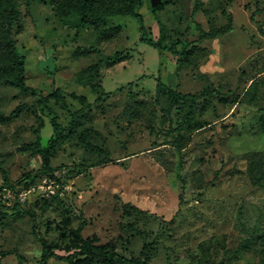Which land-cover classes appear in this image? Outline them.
<instances>
[{"label":"rangeland","instance_id":"1","mask_svg":"<svg viewBox=\"0 0 264 264\" xmlns=\"http://www.w3.org/2000/svg\"><path fill=\"white\" fill-rule=\"evenodd\" d=\"M109 1L94 5L100 11ZM151 1L135 7L148 37L195 52L196 0H162V10ZM202 1L196 21L206 32L230 17L233 31L199 42L206 56L192 54L177 72L179 56L140 43L134 18L86 16L76 9L79 0H14L26 85L38 96L1 73V264H19L14 253L37 264L38 238L67 255L78 247L72 231L83 221L84 239L112 243L127 259L264 264V184L252 181L264 175V0ZM7 11L0 0V70ZM158 80L184 94L213 93L185 111L174 133L180 150L169 133L175 112L156 102ZM102 90L114 94L101 98ZM67 109L79 111L76 129L57 140L46 169L29 145L42 123L41 146L54 137L50 112L69 127ZM54 180L55 197L47 192Z\"/></svg>","mask_w":264,"mask_h":264},{"label":"trees","instance_id":"2","mask_svg":"<svg viewBox=\"0 0 264 264\" xmlns=\"http://www.w3.org/2000/svg\"><path fill=\"white\" fill-rule=\"evenodd\" d=\"M96 0H79L76 5V9L80 11L81 14L90 16L93 18L103 17L108 18L112 16H121L134 18L137 20L139 25V31L141 33L140 43L148 45L152 48L157 49L162 53H170L174 56H179V59L176 63L177 72H180L182 69L183 62L187 59L192 58V54L197 56V58H204L206 56L205 50L198 49L197 44L206 39H218L227 34H230L233 31L232 18L228 19V25L220 28L214 32H206L201 25L196 21L197 15L203 7L202 0H196L195 7L192 13V20L196 26V29L199 33L198 41L192 42L193 48H195V52L188 50L187 46L178 43L176 45H172L170 47L163 46L160 43H156L153 39L149 38L147 35V31L144 24L143 16L136 13L135 7L137 0H115L109 1V5L107 7H102L100 11L95 7ZM8 5V11L3 21L2 26V35H3V51L5 53V64L3 69L0 70L1 73H7L10 75L12 82L24 93H32L34 96H38L32 89H30L26 85V63L25 58L19 54L18 47L15 40V30L18 26V12L15 9L14 0H6ZM117 2L116 4H113ZM163 5H159L157 10H162ZM177 47H181V52L177 51ZM197 48V49H196ZM194 52V53H193ZM204 53V54H203ZM134 83H130L127 85L128 88H132ZM255 86V85H254ZM125 87H121L117 90V92H123ZM114 93H106L102 90L101 98L111 97ZM212 92H204L201 94H184L176 89H173L166 84H164L161 80H158L157 83V98L156 102L164 101L169 104V110H174L175 115L177 117L176 128L174 130H169V133H172L174 140L175 148L180 150V144L177 140V137H174V133H181V128H183V124L187 120L185 115V111L187 109H193V106L203 100L204 98L212 97ZM76 101L80 102L82 105L85 103V99L81 97H76L72 95ZM41 104L44 103L43 100L40 101ZM20 107L16 109L12 113L13 117H17L20 112ZM69 115L71 117V122L69 127L62 128L61 125L57 123V117L50 112L51 116H54L52 120V128L54 131V137H51L48 140L47 147L41 146V134L40 130L44 128L43 123L39 127V129L34 131L36 136V142L29 145V148L33 149L39 156L42 157L43 166L46 169H49L50 165V154L53 150V147L57 140L67 137L71 135L76 127H75V119L77 115H79V111L71 112L67 109ZM0 120L4 121L5 119L0 116ZM255 186H261L264 184V175H262L259 179L252 178ZM85 222L83 221L81 225L75 230L72 231L73 235L78 240V247L70 250L67 255H59L58 250L60 249H52L45 241L38 238L39 242L42 244L43 253L40 261L37 264H48L50 260L56 259L60 261H64L68 264H149L146 261H142L140 259H127L120 256L117 251L115 245L112 243L105 245H98L96 243H92L89 239L83 238V231L85 228ZM17 257L19 264H23L24 257L21 254H13ZM7 255H0V264L1 259L5 258Z\"/></svg>","mask_w":264,"mask_h":264},{"label":"built area","instance_id":"3","mask_svg":"<svg viewBox=\"0 0 264 264\" xmlns=\"http://www.w3.org/2000/svg\"><path fill=\"white\" fill-rule=\"evenodd\" d=\"M59 191H60V185L55 180L51 183V185L47 187V192L49 193L50 196H54V197L58 196ZM60 196L62 197L63 193H61Z\"/></svg>","mask_w":264,"mask_h":264},{"label":"water","instance_id":"4","mask_svg":"<svg viewBox=\"0 0 264 264\" xmlns=\"http://www.w3.org/2000/svg\"><path fill=\"white\" fill-rule=\"evenodd\" d=\"M162 2V0H152L151 1V4H152V7L155 9L158 7V5Z\"/></svg>","mask_w":264,"mask_h":264}]
</instances>
